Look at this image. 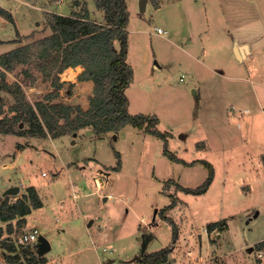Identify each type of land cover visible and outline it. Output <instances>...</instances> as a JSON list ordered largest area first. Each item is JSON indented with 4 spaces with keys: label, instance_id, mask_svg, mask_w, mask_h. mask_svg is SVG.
Instances as JSON below:
<instances>
[{
    "label": "rangeland",
    "instance_id": "1",
    "mask_svg": "<svg viewBox=\"0 0 264 264\" xmlns=\"http://www.w3.org/2000/svg\"><path fill=\"white\" fill-rule=\"evenodd\" d=\"M203 1L157 0V8L150 0L142 7L140 0H126L133 78L125 94L129 113L158 117L156 127L168 132L173 154L212 165L206 192L176 187L199 186L208 168L171 161L159 137L131 124L103 134L83 128L35 137L29 122L11 112L18 94L2 90L0 128L11 124L12 130L0 131V196L7 184L19 187L3 196L9 200L32 186L42 203L12 233L0 221V243H14L16 262L42 255L47 264H139L136 257L169 244L171 225L160 211L173 203L165 216L176 224L178 239L164 264H264L258 257L264 248L258 244L264 240V0ZM0 6L14 18L12 24L0 17V39L16 38V28L22 47L51 33L52 12L87 9L91 20L104 22L94 0H0ZM238 24L253 50L244 61L226 50L228 36L221 33ZM10 43H1L0 53ZM25 54L28 61L16 63L6 78L35 110L36 103L58 101L87 109L93 84L77 80L81 66L49 71L52 57L39 59L34 47ZM56 78L61 87L53 101L47 95ZM210 223L218 224L212 232ZM32 228L50 243L43 254L33 243L17 244ZM2 251L0 264H10Z\"/></svg>",
    "mask_w": 264,
    "mask_h": 264
},
{
    "label": "trees",
    "instance_id": "2",
    "mask_svg": "<svg viewBox=\"0 0 264 264\" xmlns=\"http://www.w3.org/2000/svg\"><path fill=\"white\" fill-rule=\"evenodd\" d=\"M157 6V0H150ZM97 9L103 12L104 22H96L89 18L88 11L71 13L67 15L52 12L48 16V27L51 33L34 41V45L17 47L4 54H0V92L7 90L16 96L15 104L11 110H15V119L26 120L30 127L28 133L35 137H45L51 133L53 137L61 136L68 131L75 132L82 128H90L94 134L116 132L127 124L144 130L148 134L155 135L163 141L162 153L171 161L192 165L201 162L208 168L206 179L197 187L189 188L176 183V187L186 193L202 194L206 192L213 181L214 171L212 165L205 160L184 161L173 154L167 147L168 132L157 129L159 119L154 114L136 113L128 111L129 101L125 94L133 78V69L126 61L127 57V25L129 12L126 0H94ZM0 14L11 20L8 11L0 8ZM119 41V47L115 41ZM34 47V54L41 60L53 58V68L61 72L68 67L81 66L82 70L77 75L78 81H91L92 93L88 99V107L83 110L80 106H72L62 102L36 103V110L26 101L20 91L18 83L6 81V71L13 69L16 63L28 61L27 51ZM55 68V69H54ZM45 70V69H44ZM52 85L55 91L48 94V99L57 95V89L61 87L58 78ZM75 112V115L73 113ZM61 121L64 122L60 125ZM11 126V124H10ZM8 126L0 128L2 132L9 133L12 128ZM119 169V166L116 167ZM175 204L163 207L160 214L171 225V240L169 244L159 250L144 254L139 259V264H164L169 259V254L178 239L176 224L165 212ZM42 206L41 200L34 187H27L24 194L14 200L2 197L0 201V221L6 223L8 233H12L14 227L21 228L26 223V216L32 209ZM14 221V224H13ZM217 223H210L207 231L212 232ZM7 242V241H6ZM1 242L2 257L8 263L16 264H47L46 259L28 257L16 262L18 254H13L16 247L12 242ZM264 246V240L258 243ZM38 251L37 245L32 247ZM39 253V251H38ZM19 260V259H18Z\"/></svg>",
    "mask_w": 264,
    "mask_h": 264
},
{
    "label": "crops",
    "instance_id": "3",
    "mask_svg": "<svg viewBox=\"0 0 264 264\" xmlns=\"http://www.w3.org/2000/svg\"><path fill=\"white\" fill-rule=\"evenodd\" d=\"M193 1V3H195V2H201V5H202V3L204 4L205 3V1H203V0H192ZM159 5H160V3L159 4H157V8L159 7ZM145 7H146V4H145ZM0 8H2L1 6H0ZM3 9V8H2ZM5 11H7L6 9H4ZM241 11H242V9H240V15H241ZM9 12V11H8ZM10 13V12H9ZM10 15H11V20H9V19H7L6 17H4L3 15H1L0 14V17H2V18H4L5 20H7L8 22H10V23H12V24H14V18H13V16H12V13H10ZM237 27V28H236ZM236 27H234L233 29H231V28H227L226 30H223L221 33H224V34H226V36H228V38H227V45L225 46L226 47V50L227 51H231L230 53H231V55H234V58L237 60V61H244V60H246V57H249V56H251L252 54H251V51H253L252 50V48H251V46H250V44L246 41V40H244V38L243 37H241V32H240V30H241V28L239 27V24L236 26ZM15 31H16V38H13V39H11V40H8V41H5V40H3V39H0V44L1 43H4V42H11L10 44H9V46L11 47L9 50H7V51H5V52H2V53H0V54H4V53H6V52H8V51H10V50H12V49H15V48H17V47H22L23 46V43H22V35H20V33L17 31V29L15 28ZM166 31V30H165ZM231 36V37H230ZM229 37H230V40H229ZM20 40V41H19ZM231 41V42H230ZM228 43H230V44H228ZM199 64H205L203 61H199L198 62ZM20 64V63H19ZM17 65V64H16ZM205 65H207V64H205ZM76 70L78 69V68H80V66H76V67H74ZM209 68V67H208ZM69 69H72V67H68V68H66L65 70H69ZM73 70V69H72ZM81 70V69H80ZM7 73H8V71H6V75H7ZM6 81H7V78H6ZM8 82V81H7ZM85 82V81H84ZM89 82V81H88ZM87 82V83H88ZM9 83V82H8ZM56 96V95H55ZM55 96L52 98V100L54 101L55 100ZM0 99H1V96H0ZM59 102V101H58ZM31 104V103H30ZM32 106H33V108H34V103L33 104H31ZM13 106V105H12ZM11 106V107H12ZM11 109V108H10ZM11 112L13 113L14 112V114L16 113L15 112V110L13 111V110H11ZM263 113H264V111H263ZM83 129V128H82ZM78 131V130H77ZM77 131H75V132H72V135H76V133H77ZM64 136V135H63ZM55 139V138H54ZM262 154H264V153H262ZM261 155V154H260ZM4 156V155H3ZM3 158V157H2ZM3 160L5 161H9L8 159H4L3 158ZM3 166H5V163H4V165ZM103 181V180H102ZM10 186H13V185H9V184H7V186L5 187L6 189L8 188V187H10ZM15 186V185H14ZM19 188V187H18ZM11 200H14V199H11ZM42 207V206H41ZM40 207V208H41ZM37 209H39V208H37ZM33 210L34 209H32L31 210V212L29 213V214H31L32 212H33ZM28 214V215H29ZM27 217V216H26ZM248 246V245H247Z\"/></svg>",
    "mask_w": 264,
    "mask_h": 264
},
{
    "label": "built area",
    "instance_id": "4",
    "mask_svg": "<svg viewBox=\"0 0 264 264\" xmlns=\"http://www.w3.org/2000/svg\"><path fill=\"white\" fill-rule=\"evenodd\" d=\"M157 32L161 33V32H165L163 29H161L160 27H156ZM98 183V182H97ZM96 186H98L99 184H96ZM39 236V231L36 228H32V229H24L20 235L17 238V244H36L37 243V238ZM258 257H264V248L261 249L258 252Z\"/></svg>",
    "mask_w": 264,
    "mask_h": 264
},
{
    "label": "water",
    "instance_id": "5",
    "mask_svg": "<svg viewBox=\"0 0 264 264\" xmlns=\"http://www.w3.org/2000/svg\"><path fill=\"white\" fill-rule=\"evenodd\" d=\"M140 1H141L140 6L142 7V2L144 0H140ZM100 171L102 174H108V172L104 171L103 169H100ZM18 190H19V188L17 186H10L7 189H5V191L2 193L0 198H2L4 195L15 194L18 192ZM36 245H37L38 251L42 254L50 249L49 241L42 235L38 236ZM252 248H253L252 246H249L248 250H252ZM136 258L140 259L139 257H136Z\"/></svg>",
    "mask_w": 264,
    "mask_h": 264
}]
</instances>
